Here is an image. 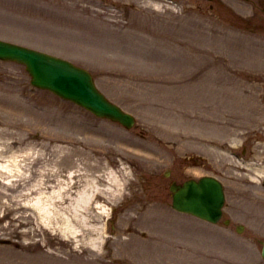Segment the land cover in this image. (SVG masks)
<instances>
[{
  "label": "rangeland",
  "instance_id": "374dc122",
  "mask_svg": "<svg viewBox=\"0 0 264 264\" xmlns=\"http://www.w3.org/2000/svg\"><path fill=\"white\" fill-rule=\"evenodd\" d=\"M113 1L124 4L122 13L132 31L111 32L95 21L92 12L103 9L100 0L80 5L74 0H0V35L72 57L93 73L100 91L137 119L131 130L98 121L32 90L22 66L0 62V108L8 111L0 112V122L9 128L11 122L24 123L20 137L51 132L72 142L64 141L66 145L59 144L66 146L63 151L55 152L60 181L50 192L54 199L70 171L79 173L77 185L84 187L93 173L116 161L132 171L139 189L137 202L118 209L115 241L108 244V253L104 250L103 263L79 251L66 264H116L106 259L122 256L153 262L182 244L219 252L217 264H262L249 240L234 241L226 230L171 213L166 187L170 179L218 177L225 186L227 214L248 226V236L264 237L263 186L245 178L249 161H263L257 150L264 154V0H154L153 12L148 0L144 6L141 0ZM249 16L250 24L240 19ZM8 136L15 137L0 133V143ZM42 139L35 141V150L41 144L52 149L54 142ZM49 150L48 156L55 154ZM190 151L209 157L202 156L192 168ZM166 169L172 173L169 180L161 175ZM41 211L48 213L47 205ZM0 231L10 233L1 225ZM146 232L164 235V240L144 236ZM120 235L131 239L124 244ZM13 239L21 240L19 235ZM24 253L26 263H52L42 250ZM201 255L207 264L215 258Z\"/></svg>",
  "mask_w": 264,
  "mask_h": 264
},
{
  "label": "bare ground",
  "instance_id": "6f19581e",
  "mask_svg": "<svg viewBox=\"0 0 264 264\" xmlns=\"http://www.w3.org/2000/svg\"><path fill=\"white\" fill-rule=\"evenodd\" d=\"M12 145H19V142L16 140H13L7 144H4L0 147V181H3L4 184H10L14 182V179L12 177H17L16 180L19 182L24 181V170L31 169V166L34 165L38 160L44 158L42 152H37L32 156H27V152L23 151L22 148H11ZM11 149V150H10ZM11 151L10 156H6L5 153L7 151ZM48 165H52L54 167L55 162L53 160L47 161ZM13 170H15L14 175ZM49 171H53V169H50ZM39 174L41 175V171H39ZM42 176V175H41ZM3 179V180H2ZM15 180V182H16ZM121 179L114 178L112 176V184H114V187L118 185ZM22 188V187H21ZM45 188H49L47 185V182H44L42 180H39L35 184V188L32 190L27 191L24 194L25 200H23L24 204H30L29 202H38L43 201L41 197H44L45 194L44 190ZM42 193L41 197H38ZM79 203V201H77ZM18 208H22L21 204L18 202L16 203ZM80 204V203H79ZM37 205V204H33ZM29 207V206H27Z\"/></svg>",
  "mask_w": 264,
  "mask_h": 264
},
{
  "label": "water",
  "instance_id": "95a60500",
  "mask_svg": "<svg viewBox=\"0 0 264 264\" xmlns=\"http://www.w3.org/2000/svg\"><path fill=\"white\" fill-rule=\"evenodd\" d=\"M27 57L29 58V56ZM29 59L26 63L31 64L34 72H36V65L33 64L36 58ZM175 198L176 204L188 205L187 207L193 208L204 215L208 212L213 218L219 213V207L222 204L220 186L210 180H201L198 184L186 185L176 193Z\"/></svg>",
  "mask_w": 264,
  "mask_h": 264
}]
</instances>
